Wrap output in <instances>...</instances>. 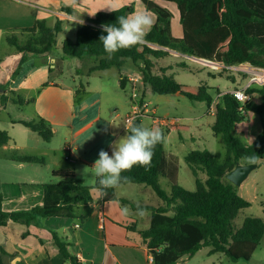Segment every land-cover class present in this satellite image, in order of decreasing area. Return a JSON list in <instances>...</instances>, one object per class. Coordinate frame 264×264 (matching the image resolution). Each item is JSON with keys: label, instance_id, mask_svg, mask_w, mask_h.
Listing matches in <instances>:
<instances>
[{"label": "trees", "instance_id": "16d2710c", "mask_svg": "<svg viewBox=\"0 0 264 264\" xmlns=\"http://www.w3.org/2000/svg\"><path fill=\"white\" fill-rule=\"evenodd\" d=\"M148 12L157 19L146 37L147 43L129 49H122L108 56L99 41L103 32L102 24H115L120 15L135 13L133 5L111 12H99L88 23L80 25L75 40L63 42L65 56L84 60L92 58L95 66L90 72L116 68L121 72L128 61L143 75L144 84L150 86L154 94L170 96L179 94L192 102L206 103L210 108L214 103L211 89L221 94L220 90L206 86H188L178 83L166 73L172 67L162 69V74H154L153 59H165L176 51L191 57L211 61L225 66L251 64L264 68V0H140ZM160 2L173 3L177 6L181 37L173 35V12L160 5ZM63 11L72 14V9ZM63 21L57 19L54 27L45 20H38L31 28L22 30L29 35L21 41L19 36L7 35L6 41L19 52L32 55H48L56 48L57 37L63 32ZM189 70L188 65L183 66ZM192 72L193 71H189ZM124 78L120 75V84L124 89ZM248 97L239 101L232 93L219 96L216 104L215 121L212 126L216 136L224 140L226 155L223 162L218 161L208 150H196L185 156L187 165L195 176L196 189L188 190L177 184L179 166L170 161L165 151V143L158 144L154 150L151 165L146 169L136 165L123 173L132 183L150 187L163 201V206L153 207L140 204L151 212L150 227L140 231V244L153 257V264H178L184 258H193L203 248H210V255L222 254L230 261H251L254 253L264 238V220L248 217L241 227H236L235 220L251 203L240 196L236 187L227 179V175L238 163L248 162L255 156L256 164L264 163V87L255 85L243 90ZM262 97V102L253 101V95ZM34 102V99L32 100ZM18 105L26 101L18 96L12 100ZM28 103V102H27ZM256 113L261 121L262 130L251 145H246L236 135V127L247 119L248 113ZM136 123L141 124V121ZM19 124L39 134L46 142H51L54 131L43 118L36 121H18ZM160 127L165 136L171 131H184V127ZM12 138L6 131L0 130V148L8 146ZM11 160L26 164H43L38 157L11 156ZM198 171L207 175L205 181L198 177ZM170 179L174 186L169 192L160 184V178ZM56 183L45 185L44 204L27 211L8 212L3 208V194L0 189V227L10 222L31 225L38 219L71 218L85 221L93 213V187L84 185L71 170L55 171ZM102 203L118 201L123 207L130 206L136 211V202L119 198L117 189L107 190ZM264 207V205H263ZM81 213V214H80ZM60 253L71 264H81L69 250V244L52 232ZM5 257L10 256L4 249Z\"/></svg>", "mask_w": 264, "mask_h": 264}, {"label": "crops", "instance_id": "0c3cea01", "mask_svg": "<svg viewBox=\"0 0 264 264\" xmlns=\"http://www.w3.org/2000/svg\"><path fill=\"white\" fill-rule=\"evenodd\" d=\"M159 4L173 12V3L160 2ZM129 5L135 7V13L147 11L140 0H0V39L4 40L8 46L6 50L0 52V111H3L9 117L11 125H16L14 122L18 121L31 122L39 118L45 119L52 126L54 135L57 132L66 133V149L70 155V159H67L68 161L74 158L76 161L89 165L93 160V156L96 159L98 158V152L101 149L108 151L111 155L108 139L114 141L126 133L123 130V122L124 117L133 108L131 98L128 101L126 115L124 117L116 115L110 121V123L116 125L118 120H120L119 127L115 128L109 122H104L91 137H88L84 146L79 147L76 134L77 132H84L85 128L89 127L87 125L89 117L77 110L76 100L78 93L75 87L63 81L66 64L72 61L68 60L67 56L62 52L63 42L67 39L60 42L57 37L56 48L51 54H27L23 59L24 54L9 45L6 38L9 34L19 36L22 30L33 27L38 20H45L50 27H54L57 19H60L64 23L63 31L67 28L66 22L67 24L74 23L76 25L75 34H77L80 25H82L77 21L83 20V24H86L88 19L94 18L99 12H111L107 8L115 11ZM64 7L71 8L72 14L64 12ZM148 13L155 24L156 15L152 12ZM177 16L180 19L179 13ZM174 20H176L175 15ZM181 35L182 31L178 37H181ZM1 46L2 44H0ZM171 57L172 55L166 58ZM153 62L156 64L155 59H153ZM48 63L52 64L48 79L44 77L38 84L31 85L27 79L31 74L46 68ZM73 63L77 69L86 67L91 70L95 66V61L92 58L84 60L75 58ZM173 71L174 68L166 74L173 76L171 73ZM202 71L204 70L200 68L196 74H202ZM138 73L139 70H134L133 73L129 74L120 72L119 75H122L125 79L123 84L125 88H122L125 92L129 86H131L132 91L138 87L139 82L142 80ZM212 73L208 72L207 75L211 76L213 85L210 86L204 83L199 86L219 88L221 94L213 95L214 101H218L219 96L224 93L245 90L247 87V85L243 87L237 86L234 80H231L229 84L216 85L214 83L216 79L212 77L214 75ZM201 79L203 80V78ZM140 95L148 101L147 96H144L142 92ZM18 96L26 101L25 105H18L12 102ZM33 99L34 102L32 101ZM2 100H6V105L2 103ZM253 101L260 104L262 97L255 94L253 95ZM22 108L29 110V112L21 110ZM207 108L209 109L208 106ZM13 114H15V117ZM211 117L215 121V116ZM147 119L152 121L150 127L155 125L151 117H147ZM213 124H211V128ZM184 131H187V129H184ZM16 163L17 165H13V168L8 169V171L14 172L8 175L12 186L18 185L20 188L30 186L36 192L32 191L30 194L26 193L25 195L20 192L21 196L16 193L14 195H6L3 191L6 182L3 183V179H1L0 189L3 194V208L8 212H16L15 206L18 205L19 207L27 204L30 196L38 195L40 198L44 197L45 185H47L40 183L37 176H30L26 173L29 164ZM71 163V166L57 171L71 170L75 172L78 179L83 177V175H80L75 162ZM81 180L84 182V179L81 178ZM140 189L142 190L143 188ZM92 197L93 202L90 206L93 208V213L83 222L78 219L52 217L40 218L31 225L10 222L7 226L0 227V264H7V261H9V264H71L60 253L52 232L58 233L69 244V250L78 258L81 264H153L149 251L140 244L139 232L142 230L139 229V225L142 217L135 215L136 211L130 206L128 207L133 214L129 216L122 215L121 209L123 206L118 201L102 203V198L98 199L97 193L93 192ZM118 197L127 198L119 195ZM151 216L152 214L150 215V222ZM78 224H80L79 228L76 227ZM1 248L13 257H5ZM203 249H208L206 256L209 259L217 255L225 257L222 254L210 255V248ZM196 255L193 258L186 257L178 264H190ZM255 255L256 252L251 261ZM16 258L18 259L15 261ZM220 263H223V259H221Z\"/></svg>", "mask_w": 264, "mask_h": 264}, {"label": "rangeland", "instance_id": "374dc122", "mask_svg": "<svg viewBox=\"0 0 264 264\" xmlns=\"http://www.w3.org/2000/svg\"><path fill=\"white\" fill-rule=\"evenodd\" d=\"M173 6V9H171L176 17V20L173 21V35L178 37L181 34V24L177 16V6L175 4ZM66 27V30L58 36L60 42L65 39H75L76 25L74 23L67 24L66 22ZM19 34L21 41H25L29 37L27 33ZM0 44H2L0 52L8 48L4 40H1ZM170 53L172 55L171 58L156 60L154 74L160 75L162 74V69L172 67L174 71L171 73L175 80L183 85L199 86L205 83L211 86L213 85V80L207 74L208 72H213L212 74L214 75L212 77L216 79L214 82L216 85L229 84L231 80H234L237 86L240 87L244 85H247V87L252 85L264 87V81L257 79L258 72L264 71V68H257L251 64L236 66H225L216 63L209 64L201 62L189 55H181V53L176 51H170ZM66 58L72 61L66 64L63 81L75 87L78 93L76 100L77 110L89 117L87 120L89 127L85 128L84 132H77L76 134L78 146L82 147L87 142L88 137H91L104 122H110L116 115H122V117L126 115L128 101L133 91L131 90V86L127 87L126 92L122 89L120 85V72L116 68L91 73L86 67L77 69L73 63L75 62V58L68 56ZM185 65L191 66V68L186 71L183 68ZM200 68L204 70L202 71L203 73L196 74ZM51 70L52 64L48 63L46 68L31 74L27 81L31 85L38 84L44 77L48 79ZM134 70L137 71L138 69L134 67L131 61H128L121 72L123 74H129L133 73ZM189 71H193V73ZM215 89L219 90V88ZM137 90L139 93L142 92L144 96H147L149 102H152V106L157 110L156 116L158 118H165L170 121L180 118L181 123L175 126H181L187 129V131H171L166 136L165 151L167 157L171 155L169 160L179 166L177 184L194 191L196 189L195 176L187 165L185 156L192 151L208 150L218 161L223 162L226 155L223 138L214 135L212 131L211 124H213L214 119L207 115L209 113L207 105L205 103L192 102L180 95L160 96L154 94L150 86L144 84L143 79L139 82ZM210 93L214 96L217 94L214 89H211ZM2 103L6 105V100H2ZM21 110L24 109L22 108ZM24 111L29 112L26 109ZM13 116L15 117V114ZM8 118L3 111H0V130L6 131L12 138V142L8 146L0 148V180L3 179V183L6 182L3 188L4 194L14 195L16 193L18 196H21L20 192L25 195L26 193L30 194L34 191L30 186L25 188H20L18 185L15 187L12 186L10 176L8 175L14 172L8 171V169L13 168V165H17L16 162L11 160V156L13 155L38 157L43 160V164H29L28 170L26 171L30 176H37L40 183H56L58 179L53 177V171L69 167L72 165L71 162H75L80 175H83L80 179H84V185L87 187H93L95 185L96 178L91 175L92 169H89L85 175L83 174L85 166L89 168L93 166L96 160L95 156H93V160L89 165L76 161L74 158L68 161L67 157H70V155L66 149L67 136L65 132H57L51 142H46L39 134L32 132L30 129L18 124L11 125ZM151 122L147 117L142 119V124L147 127H150ZM120 123V120H118V124ZM165 127L169 128L171 125ZM261 130L262 126L259 116L254 112H249L247 119L237 125L236 135L243 143L251 145ZM125 135L126 133L122 137ZM110 141L108 139V143ZM241 164L245 163L241 162ZM198 177L203 181L207 179V175L202 171H198ZM160 184L169 192L174 186V183L164 176L160 178ZM142 186L126 185L117 189V194L122 197H127L136 203L139 202V204L153 207L163 206V201L150 187ZM140 188L143 189L141 190ZM236 189L240 196L251 203V207L242 210L236 218V227H241L248 217H257L264 220V163H260L243 184L240 187H236ZM92 192L96 193L93 190ZM43 204L44 197L40 198V196L34 195L30 196L27 204L20 205L19 207L17 205L15 209L16 212L27 211L32 209L30 207L42 206ZM147 213L140 220L139 229L142 231L150 227L151 212L147 211ZM207 251L208 249L200 251L190 264H221V259H223L222 264H264V238L252 261L233 262L220 255L209 259L206 256ZM6 263L9 264V261Z\"/></svg>", "mask_w": 264, "mask_h": 264}, {"label": "clouds", "instance_id": "9594fccd", "mask_svg": "<svg viewBox=\"0 0 264 264\" xmlns=\"http://www.w3.org/2000/svg\"><path fill=\"white\" fill-rule=\"evenodd\" d=\"M107 9L113 11L111 8ZM77 22L84 23L83 20ZM153 25L154 21L147 11L120 15L115 24L101 25L103 32L107 34L101 35L99 41L102 43L104 52L111 57L122 49L147 43L146 37ZM110 124L114 127L120 126ZM123 124L126 135L110 142L111 155L108 151L101 149L93 166L91 168L85 166L83 169L84 175L92 169L91 175L96 178L97 185L93 191L97 193L98 199L107 196L109 189L115 190L124 185H131L130 177L123 173L130 171L136 165L147 169L151 165L156 146L166 142V136L160 127H147L136 123L134 119L126 120ZM248 162L256 164L258 160L253 156L248 158ZM121 213L124 216L133 214L128 206H124ZM147 214V211L137 202L135 215L144 217Z\"/></svg>", "mask_w": 264, "mask_h": 264}, {"label": "built area", "instance_id": "2783aa9c", "mask_svg": "<svg viewBox=\"0 0 264 264\" xmlns=\"http://www.w3.org/2000/svg\"><path fill=\"white\" fill-rule=\"evenodd\" d=\"M138 76L143 79L142 73L139 71ZM235 98H237L241 102H245L248 97L244 94L243 90H236L231 92ZM131 100L133 101V108L132 110L124 117V121L129 120V119H134L135 122L137 121H142L143 118L145 117H151L153 119V123L155 125L159 126H175L180 124L179 119H173V120H168V119H161L156 116V108L152 106V103L145 100L140 93L138 92L137 88L133 90V93L131 95ZM217 100L214 101V103L211 105L209 108V115L215 116L216 115V104ZM123 130L126 132L125 127ZM69 160L70 158L67 157ZM77 228L80 227V224L76 226ZM151 261L153 262V257L151 256Z\"/></svg>", "mask_w": 264, "mask_h": 264}, {"label": "water", "instance_id": "95a60500", "mask_svg": "<svg viewBox=\"0 0 264 264\" xmlns=\"http://www.w3.org/2000/svg\"><path fill=\"white\" fill-rule=\"evenodd\" d=\"M197 60H199L201 62H206V63H209V64H214L213 62L207 61V60H202V59H197ZM257 167H258V164H248V165H244V164L238 163L236 165V168L227 175V179L234 186L240 187L243 184V182L249 177V175L251 174V172L254 169H256ZM17 259L18 258H16L15 261Z\"/></svg>", "mask_w": 264, "mask_h": 264}, {"label": "bare ground", "instance_id": "6f19581e", "mask_svg": "<svg viewBox=\"0 0 264 264\" xmlns=\"http://www.w3.org/2000/svg\"><path fill=\"white\" fill-rule=\"evenodd\" d=\"M257 79L261 80V81H264V71L258 72Z\"/></svg>", "mask_w": 264, "mask_h": 264}]
</instances>
